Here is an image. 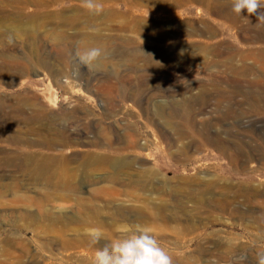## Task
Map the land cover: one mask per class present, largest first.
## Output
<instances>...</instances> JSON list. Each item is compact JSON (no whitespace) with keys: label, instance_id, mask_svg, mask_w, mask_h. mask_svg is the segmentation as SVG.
I'll use <instances>...</instances> for the list:
<instances>
[{"label":"rangeland","instance_id":"rangeland-1","mask_svg":"<svg viewBox=\"0 0 264 264\" xmlns=\"http://www.w3.org/2000/svg\"><path fill=\"white\" fill-rule=\"evenodd\" d=\"M99 2L94 15L81 0H0V264H91L89 229L111 241L137 225L174 264H256L264 198L217 209L202 193L212 170L229 197L243 181L264 188V41L242 29L256 16L231 15L230 0ZM88 47L105 53L92 71L74 55ZM182 102L188 117L172 108ZM211 123L247 160L210 146L179 160L193 139L171 149L160 131L178 139ZM127 126L145 143L141 160L98 163ZM102 137L113 141L96 145Z\"/></svg>","mask_w":264,"mask_h":264},{"label":"bare ground","instance_id":"bare-ground-1","mask_svg":"<svg viewBox=\"0 0 264 264\" xmlns=\"http://www.w3.org/2000/svg\"><path fill=\"white\" fill-rule=\"evenodd\" d=\"M223 17L226 18V19H233L234 18L233 16H223ZM206 29L208 30V32L210 34H213L212 31H214L213 29H215V28H212L211 25H209ZM242 29L245 32H247L249 35H252V37H253L252 40H255V41H264V25H260L259 22L258 23H251L250 25H248L247 27H243ZM174 30L177 31V28L175 27ZM223 49H221L222 52H223ZM256 55L258 57V60H261V58L259 59V57H264V52L263 53L260 52V53H258ZM245 70H246V68H245ZM259 70H261V69H259ZM232 71L234 73H238V69H236V68H232ZM253 71H254V68H253ZM253 71H251V72H253ZM258 73H260V72H258ZM260 74H261L260 77L262 76L263 77L262 79L264 80V71L261 72ZM255 77H258V76H255ZM262 79L260 81H262ZM232 81L234 82V84L235 83H239L238 79L236 80V78H233ZM209 89H210V87H209ZM219 91H220V89H219ZM129 98L131 100L133 99L132 97H129ZM188 105L189 104L182 102V103L176 104L172 108L173 109H176L177 110L176 112H180L181 116L184 117V116H187L189 114L187 111L189 110V106H191V105H189V106ZM124 107H126V106H124ZM143 109H144V114H145V108H143ZM164 111H165V107L161 106V107H159L156 115L160 118V117H162ZM189 115H191V114H189ZM207 125H208V123H207ZM204 127L206 128V126H204ZM130 128H131V126H127V128H125V132L123 134L120 133V134H117L116 135V141H117L118 145H120V147L118 149H115L112 152H110V155L109 156H103V157L102 156H99L98 157V163H105V164H107V163H120L119 160L125 161L126 160V156H128V155H131L130 157H133L132 159H130L132 162L141 160V155L139 153V150L145 149V143H143V144L139 143L138 137L137 136L136 137L133 136L132 132H134V131L132 129H130ZM203 129H202V131H200V132L197 131L198 133H194V134H190V131L187 132L188 131L187 129H186L187 131L181 130L180 132L177 133V135H178L179 138L178 139H175L173 137L171 131H169L166 128V126H163V125L160 126V131H161V133L163 135V138L167 142H169V145H170V148L171 149H173L174 147H177L178 146V142H179L180 139H188L189 140L190 137L193 139V141L192 142H189L187 145H183L181 148H177V151H175L176 152L175 155L171 153L172 156H176L179 160H182V158L183 159L185 158L187 160L188 158H190L191 153H199V152H202L205 149V147H208V146H210V147L214 148L216 151L222 153L231 163H234V162L237 163V162H239L240 159L241 160H243V159L247 160V157L244 154V151L245 150L242 148V146H240L239 143H232L228 138H224L222 132L215 133V132H212L211 131V129H212V123H211V126H207V129H205V130H203ZM195 137H199L201 139L199 140V139H196ZM235 138H238V137H235ZM130 139L132 141H130ZM110 141H113L112 138H107V137H104L103 138L102 137L101 139H99V141L96 142V145H101V146L108 145V143ZM260 148H261V146H260ZM260 150H257V152L260 151ZM261 152H262V150H261ZM251 153L253 155L254 151H251ZM252 155H250V156L247 155V156L249 158ZM258 156L260 157V155H258ZM131 161L129 162V164H126L127 162L125 161L124 162L125 163L124 165L131 166V164H132ZM260 161H261V159H260ZM250 162H251V160L249 162H247V163H250ZM203 166H205V165H203ZM46 169H47L46 166H42L40 168V170H46ZM211 170H209V171H211ZM144 171H145V175H148V176H152L153 177V175L155 176V174H156V172L153 169H151L150 167L149 168L148 167H145V170ZM211 174H212L211 175V178H209L208 179L209 181L208 182L206 181L207 183L205 184V186L207 187V188H205L206 189V192H204L202 190L203 191L202 193H204V197H203L204 198V203H206L210 207L217 208V209L222 208V207L223 208H228L231 205H233L234 203H237V200L239 201V199H242L244 203L245 202L246 203H254V199H256V198H258V197H261L262 199L264 198V188H263V186L260 189L259 188L256 189L251 184L252 181L251 182H249V181L248 182L247 181L246 182L243 181V183H245V184H242L241 186L239 185L240 186V187L238 186L239 189H237L235 192H233V196L232 197H229L228 194L230 193L229 190H230V187L231 186L224 184L223 183V182H225L224 181V178L219 177V176L217 177V175L213 173V170H212V173ZM205 178H208V176L205 177ZM202 185H203V183H202ZM231 185H233V184H231ZM201 188H202V186H201ZM215 192H220V195H223L224 196V199H222V198L221 199H217L214 196V193ZM225 192H227V193H225ZM262 204H264V200H263V202H261V205ZM204 206H206V205L204 204Z\"/></svg>","mask_w":264,"mask_h":264},{"label":"clouds","instance_id":"clouds-1","mask_svg":"<svg viewBox=\"0 0 264 264\" xmlns=\"http://www.w3.org/2000/svg\"><path fill=\"white\" fill-rule=\"evenodd\" d=\"M230 3L235 15L246 13L247 16H256L259 24L264 25V0H230ZM81 6L94 15L104 11L99 0H81ZM7 42L11 46L15 41L9 35ZM74 55L81 66L92 71L105 53L100 47H88L77 49ZM87 235L89 246L95 247L91 264H174L169 251L161 245L149 227L137 225L111 241L106 240L99 228L89 229ZM246 259L240 258L241 261ZM256 264H264V250L256 252Z\"/></svg>","mask_w":264,"mask_h":264},{"label":"crops","instance_id":"crops-1","mask_svg":"<svg viewBox=\"0 0 264 264\" xmlns=\"http://www.w3.org/2000/svg\"><path fill=\"white\" fill-rule=\"evenodd\" d=\"M220 16H227L224 12L218 13ZM231 15H234V13H232Z\"/></svg>","mask_w":264,"mask_h":264}]
</instances>
